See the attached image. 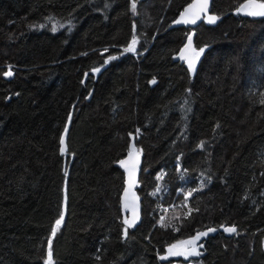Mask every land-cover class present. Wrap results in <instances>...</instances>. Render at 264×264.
Segmentation results:
<instances>
[{
    "label": "trees",
    "instance_id": "1",
    "mask_svg": "<svg viewBox=\"0 0 264 264\" xmlns=\"http://www.w3.org/2000/svg\"><path fill=\"white\" fill-rule=\"evenodd\" d=\"M189 1L0 0V264H46L49 241L52 264H264V16L212 0L213 25L168 28Z\"/></svg>",
    "mask_w": 264,
    "mask_h": 264
},
{
    "label": "water",
    "instance_id": "2",
    "mask_svg": "<svg viewBox=\"0 0 264 264\" xmlns=\"http://www.w3.org/2000/svg\"><path fill=\"white\" fill-rule=\"evenodd\" d=\"M202 0H190L187 4H185L182 9L176 14L173 20L169 23L168 28L174 27H185V28H195L200 23L205 25H213L214 22H210L208 17L214 16L211 12V2L212 0H208V8L207 11H200L199 4ZM248 1L240 4L233 13L239 14H248L249 10L241 11V6L247 4ZM189 5H193V8L189 9ZM186 9H189L187 12ZM182 14L184 17L191 21L197 15L198 19H195V23H184L181 19ZM180 21V22H177ZM193 30L188 34L185 43L179 49L177 54L174 56L176 60L185 61L186 63L194 62L195 60V52L196 49L193 44ZM189 37H191V44L189 47H185L189 45ZM66 131L63 132V135ZM129 147L123 157L117 160L116 165L122 171L124 175L123 179V188L120 193V212L122 215V223L128 228H135L141 221V199L137 192L139 188V175L141 170V153L140 150L136 147L134 143V136H129ZM121 161L124 163L121 164ZM135 221V223H131V221ZM128 221L129 223H126ZM229 228V227H226ZM226 228H221L226 235L233 234L234 232L225 231ZM216 231V230H215ZM263 250H264V242H263Z\"/></svg>",
    "mask_w": 264,
    "mask_h": 264
},
{
    "label": "snow or ice",
    "instance_id": "3",
    "mask_svg": "<svg viewBox=\"0 0 264 264\" xmlns=\"http://www.w3.org/2000/svg\"><path fill=\"white\" fill-rule=\"evenodd\" d=\"M131 8H132V11L133 13H135L136 11V2L135 0H133V3L131 5ZM193 8V5H189V9ZM207 8H208V0H202V2L199 4V10L200 11H207ZM189 9H186L185 11L187 12ZM241 11L243 10H249L248 11V14L251 15V16H264V2H258V0H248V3L245 4V5H242L241 6ZM199 16L197 15L194 19H192L191 21H189L188 19H186L184 17V14H182V17L181 19L183 20L184 23H195V19H198ZM209 21L210 22H215V20L217 19V17H214V16H209L208 17ZM177 22H180V21H177ZM53 31H55V29H53ZM189 39V45H186L185 47H189L190 44H191V37L188 38ZM137 43V40L135 37H133V40L131 42V44H129L128 47H126L124 49L125 52H134L136 49H135V45ZM107 51V50H106ZM204 49L201 48L199 52L196 53V56L198 57L199 54L201 52H203ZM109 59H115V57H109ZM194 62H190L189 63V68L194 70ZM93 71H99V69H94ZM6 76H11L12 75V72L11 71H8L5 73ZM153 83H155V81H152ZM262 103H264V101H262ZM65 131H67V129H65ZM61 144L63 145L64 144V140L63 138L61 139ZM201 146H203L201 144ZM65 147H62L61 148V152L63 153L65 151ZM124 162L121 161V164H123ZM189 195H191V193H189ZM63 220V216H61V218L59 220L56 221V227L53 228V231H52V235L55 236L56 234V231L58 230L61 222ZM126 223H129L128 221H126ZM131 223H135V221H131ZM216 229H212V228H209L208 229V232H213L215 231ZM225 231H228V232H235L236 231V228L235 226L233 227H230V228H226ZM208 232H204V233H199L197 235V237H194L192 240L190 241H182L180 243L182 244H194L195 243V240L196 239H199L200 236H206L208 234ZM177 246L176 245H172L170 246V249H169V255L171 256H177V255H191V254H195V255H200L199 252H196L195 249L193 248L191 251H188V252H181V251H173V249H175ZM52 253H51V241H49V252H48V260L46 261V264H52Z\"/></svg>",
    "mask_w": 264,
    "mask_h": 264
},
{
    "label": "rangeland",
    "instance_id": "4",
    "mask_svg": "<svg viewBox=\"0 0 264 264\" xmlns=\"http://www.w3.org/2000/svg\"><path fill=\"white\" fill-rule=\"evenodd\" d=\"M196 53H197V51L195 52V57H197ZM195 242H196V240H195ZM194 244L197 245V243H194ZM194 244H182L181 243V244L176 245L177 247L175 249H173V251L188 252V251H191V248H194L193 247ZM173 264H192V263L191 262H186V263L174 262Z\"/></svg>",
    "mask_w": 264,
    "mask_h": 264
}]
</instances>
